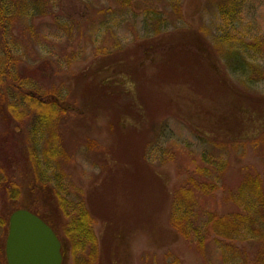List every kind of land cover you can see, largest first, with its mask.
<instances>
[{"label":"rangeland","instance_id":"rangeland-1","mask_svg":"<svg viewBox=\"0 0 264 264\" xmlns=\"http://www.w3.org/2000/svg\"><path fill=\"white\" fill-rule=\"evenodd\" d=\"M26 1L8 41L33 81L58 87L84 111L62 121L64 158L49 162L46 154L42 165H52L53 185L60 175L61 195L85 199L100 246L95 264H255L256 242H239L247 252L236 261L206 225L211 210L245 208L240 189L247 175L264 180V81L241 85L212 41L223 32L238 42L260 41L251 58L264 67V0H244L234 24L219 13L221 0H47L41 9ZM155 27L162 47L145 56L139 44L156 37ZM181 41L191 44L192 56L169 53ZM122 72L132 80L108 81L106 95L90 87ZM4 125L0 119L1 152L24 164L26 141L16 140L27 128L5 145ZM214 159L227 162L222 174ZM190 175H207L218 187L207 197L194 187L193 230L184 236L170 221ZM51 201L40 208L62 234L65 218ZM62 264H74L71 253Z\"/></svg>","mask_w":264,"mask_h":264},{"label":"trees","instance_id":"trees-1","mask_svg":"<svg viewBox=\"0 0 264 264\" xmlns=\"http://www.w3.org/2000/svg\"><path fill=\"white\" fill-rule=\"evenodd\" d=\"M46 1L32 0V4L41 9V3ZM243 1L221 0L219 2V13L226 22L234 24L239 20ZM14 2L15 8L8 4L7 0H0V46L2 48L0 51V119L5 122L6 130L1 143L8 145L9 138L17 136L18 131L26 127L28 132L26 137L16 141L20 145L23 143L22 140L26 141L28 150L27 153L23 152L27 159H24L23 164L20 158H15L11 154L4 156L0 144V264H7L5 236L9 231L11 213L19 208H28L46 218L48 216L40 207L50 206L51 200L55 201L63 219L65 218L63 231L60 234L64 254L71 253L74 264H95L99 259L100 246L94 231V217L86 206L85 199L75 200L73 197L61 195L60 175H54L57 181L53 185V179L49 174L52 167L49 162H57L66 154L60 131L62 121L73 112L81 114L84 111L79 112L82 110L79 105L73 103L75 101L72 97L64 95L58 87L51 85L43 88L42 85L33 81L34 76L26 67H22V60L8 41L7 33L9 27L15 23L16 16H22L23 12L29 8V2L26 0H14ZM175 9L180 11L178 7ZM10 10L13 11L11 14ZM159 24V20H156V25ZM157 29L158 27H155V32L158 33L156 37L139 44L140 49L143 47L145 56L150 54L153 48L162 47L163 37H160L159 29ZM212 43L227 70L231 75L238 77L241 85L252 86L264 81V67L254 63L255 60L251 58L252 48H261L262 42H238L234 37H229V34L223 32L217 35ZM176 45H179V48ZM190 46L191 44L181 41L171 46L169 53L173 55V53L184 52L192 56ZM210 62L212 63V60ZM120 75V78L106 77L100 82L93 80L90 87L93 84L99 87L102 95H106L107 91L104 88L108 81L117 83L119 82H115L117 79L132 80L133 78L132 75L124 72ZM43 156L49 160L45 167L44 164L42 165L45 159ZM212 164L218 167L220 174L227 166L224 160H220L217 164L214 159ZM202 167L206 171L208 166ZM194 187L202 193V196L207 197L215 193L218 185L207 175L198 179L190 175L180 184L176 197L178 201L173 203L170 222L184 236H188L193 230L190 214L194 207ZM240 190L244 192L243 197L246 200L240 199V204L245 208L227 214H217L211 210L206 228L208 231H215L217 241H221L229 251L236 253V261L241 257L242 252H247L246 246L243 244L240 246L239 242L247 239H250V243L256 242L258 246L255 264H264V253L259 246L264 239V228L258 225L259 221L264 222L262 176L258 172L247 175ZM201 241L204 243V238ZM172 264H180V262L175 259Z\"/></svg>","mask_w":264,"mask_h":264},{"label":"water","instance_id":"water-1","mask_svg":"<svg viewBox=\"0 0 264 264\" xmlns=\"http://www.w3.org/2000/svg\"><path fill=\"white\" fill-rule=\"evenodd\" d=\"M8 264H62V243L39 215L27 208L13 211L6 240Z\"/></svg>","mask_w":264,"mask_h":264},{"label":"flooded vegetation","instance_id":"flooded-vegetation-1","mask_svg":"<svg viewBox=\"0 0 264 264\" xmlns=\"http://www.w3.org/2000/svg\"><path fill=\"white\" fill-rule=\"evenodd\" d=\"M46 223H48V225H50V227L54 230V232L56 233V235L58 236V238L60 239V241H61V238H60V234H59V232L56 230V227H55V224H54V220H53V218H50V217H46V218H44V217H42V216H40ZM61 243H62V241H61ZM5 252H6V247H5ZM62 252H63V245H62ZM63 254H64V252H63ZM64 258H65V254H64V256H63Z\"/></svg>","mask_w":264,"mask_h":264}]
</instances>
